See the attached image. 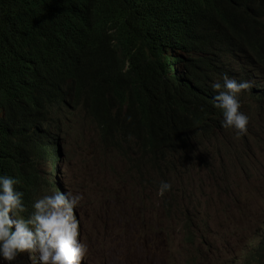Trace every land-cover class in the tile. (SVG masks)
I'll use <instances>...</instances> for the list:
<instances>
[{"label":"trees","instance_id":"1","mask_svg":"<svg viewBox=\"0 0 264 264\" xmlns=\"http://www.w3.org/2000/svg\"><path fill=\"white\" fill-rule=\"evenodd\" d=\"M221 74L249 82L240 94L261 119L264 0H0V174L33 195L41 181L59 187L41 170L60 160L55 128L67 134L78 113L140 186L157 190L196 158L197 172L216 169L227 151L198 155L195 141L233 130L213 105ZM162 200L179 206L169 191ZM255 240L241 264L264 263V231Z\"/></svg>","mask_w":264,"mask_h":264},{"label":"rangeland","instance_id":"2","mask_svg":"<svg viewBox=\"0 0 264 264\" xmlns=\"http://www.w3.org/2000/svg\"><path fill=\"white\" fill-rule=\"evenodd\" d=\"M244 104L249 105H243L244 111H253L248 121L250 136L244 141L252 155L247 162L251 163L239 165L235 154L226 158L223 165L232 167L230 171L234 175L227 182L231 188L226 194L219 190L224 185L215 188L213 176L208 171L197 172V158L185 163V167L177 168L168 177L172 185L169 192L180 205L173 213L164 207L162 195H158L152 185L138 186L129 180L120 181V174L126 172V163L109 151L110 147L109 150L103 147L96 125L78 113L76 125L72 124L69 132L60 136L59 148L63 154L56 175L64 187L79 193L82 201L92 197L104 181L113 186L112 194L100 199L96 207L77 208L82 222L81 240L88 246L80 264H129L132 254H139L149 245L168 254L162 264H170V260L174 262L171 264L241 261L244 256L241 250L247 248L246 242L259 222L257 214L264 211V161L261 158L264 153V139L261 140L264 114L263 120L257 119L259 112L254 110L256 106L248 97ZM234 133V130H222L196 138L198 155L211 145L229 150L234 146L228 145ZM239 161L244 163L241 159ZM183 214L193 221L187 233L182 231ZM235 230L241 231L239 238H227ZM187 234L189 244L185 240ZM209 247L212 250H207ZM214 248L217 254H206L201 263L193 261L196 253L213 252ZM23 254L25 257L17 256L11 264H30L28 253ZM0 264L4 262L0 261Z\"/></svg>","mask_w":264,"mask_h":264},{"label":"clouds","instance_id":"3","mask_svg":"<svg viewBox=\"0 0 264 264\" xmlns=\"http://www.w3.org/2000/svg\"><path fill=\"white\" fill-rule=\"evenodd\" d=\"M210 87L215 91L213 105L219 108L222 113L221 126L232 128L237 136L245 132L248 133L249 116L248 111L243 110L244 101L240 93L242 90L250 88L249 82L221 74L219 79L210 83ZM255 111H258V106ZM55 129L60 136L66 134L62 125ZM263 131L264 124L261 127V132ZM262 139L264 136L261 137ZM244 141L245 139L240 140L233 135L234 146L227 150L226 155L217 158L220 168L207 172L213 176L215 188L218 189L224 185L219 189L222 194H226L227 190L231 188V184L227 182L234 176L230 171L232 167L223 165L226 158L235 154V160L239 162V165L248 166L251 163L247 162L252 159V155ZM59 152L60 160L57 163H47L42 167L44 181L53 177L55 182L61 183L56 175L58 165L62 162L61 148H59ZM261 158L264 161V156ZM240 159L244 161L243 164L239 161ZM126 173L127 170L120 174L122 178L120 181L129 180L140 186L134 176H126ZM19 183L20 181L15 176L0 174V261H3L4 264H11L17 256L25 257L23 252L26 251L30 264H80L81 259L88 251V246L80 239L82 222L77 215V208L89 209L91 205L96 207L100 199L112 194L111 182H102L96 193L90 198L86 197L84 201L81 200L79 193H75L71 189L68 190L62 184L56 187L54 183L49 186L44 185V182L41 181L37 186L38 192L33 195L21 192L14 187ZM171 187L169 181L160 180L158 182L157 194L162 195L161 200L163 194L170 191ZM25 194L29 195V206L24 201ZM230 201L232 203L233 199L230 198ZM183 217L186 220V215L183 214ZM256 218L259 222L251 233L253 235H250L251 237L246 242L247 248L241 250L244 254L251 244L258 241H252V239L264 231V211H260ZM242 259L243 257H241V261ZM241 261L231 264H241ZM162 262L163 259L160 260V264ZM171 263H174L173 260H170Z\"/></svg>","mask_w":264,"mask_h":264},{"label":"water","instance_id":"4","mask_svg":"<svg viewBox=\"0 0 264 264\" xmlns=\"http://www.w3.org/2000/svg\"><path fill=\"white\" fill-rule=\"evenodd\" d=\"M263 156H264V153L262 154L261 157H263ZM192 226L190 228H192ZM182 231L185 232V233L188 232V230H185V229H183ZM240 233H241V231L235 230L232 235L231 234H228L227 235V238H230V237H232V238H239ZM187 236L190 239V236L189 235H187ZM207 250H212V249L209 247V248H207ZM207 250H206V252H204L201 255H206L208 253H211V254L215 253V254H217V250H215V248L213 249V252H207ZM197 255L199 256V258L198 259H195L193 261L194 262L198 261L199 263H201L202 262V261H200V256L201 255H199V254H197ZM130 258H131V262L129 264H160V260H162L164 258L165 259H168V254H166L164 252H159L158 251V247L155 246V245H149L145 249H143V251L140 252L139 254H132Z\"/></svg>","mask_w":264,"mask_h":264},{"label":"bare ground","instance_id":"5","mask_svg":"<svg viewBox=\"0 0 264 264\" xmlns=\"http://www.w3.org/2000/svg\"><path fill=\"white\" fill-rule=\"evenodd\" d=\"M177 55V54H176ZM179 61V60H178Z\"/></svg>","mask_w":264,"mask_h":264}]
</instances>
